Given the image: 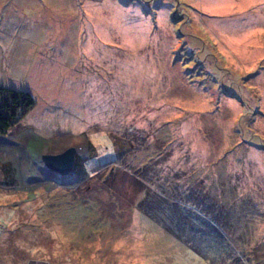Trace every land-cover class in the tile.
<instances>
[{"label": "rangeland", "instance_id": "rangeland-1", "mask_svg": "<svg viewBox=\"0 0 264 264\" xmlns=\"http://www.w3.org/2000/svg\"><path fill=\"white\" fill-rule=\"evenodd\" d=\"M0 86L35 101L0 136V264H209L146 189L217 220L214 264H264V0H0Z\"/></svg>", "mask_w": 264, "mask_h": 264}, {"label": "trees", "instance_id": "trees-1", "mask_svg": "<svg viewBox=\"0 0 264 264\" xmlns=\"http://www.w3.org/2000/svg\"><path fill=\"white\" fill-rule=\"evenodd\" d=\"M34 106V98L29 92L0 86V136L19 124ZM77 166H79L78 161L74 169ZM149 191L146 189L143 199L138 202L139 210L160 224L196 255L208 261L209 264H214L211 260L214 257L213 248H220L224 243L220 242L221 237L218 233L220 228L216 223L217 220L208 218L205 212L188 207L181 200L168 201L163 193Z\"/></svg>", "mask_w": 264, "mask_h": 264}, {"label": "water", "instance_id": "water-1", "mask_svg": "<svg viewBox=\"0 0 264 264\" xmlns=\"http://www.w3.org/2000/svg\"><path fill=\"white\" fill-rule=\"evenodd\" d=\"M76 149L68 147L58 154H43L41 157L44 166L59 176L68 175L74 166Z\"/></svg>", "mask_w": 264, "mask_h": 264}]
</instances>
